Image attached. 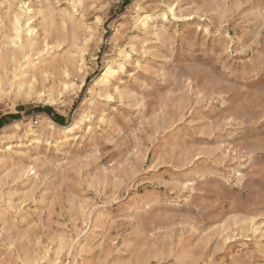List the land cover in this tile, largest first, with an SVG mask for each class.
Segmentation results:
<instances>
[{"label":"rangeland","instance_id":"374dc122","mask_svg":"<svg viewBox=\"0 0 264 264\" xmlns=\"http://www.w3.org/2000/svg\"><path fill=\"white\" fill-rule=\"evenodd\" d=\"M0 264H264V0H0Z\"/></svg>","mask_w":264,"mask_h":264},{"label":"bare ground","instance_id":"6f19581e","mask_svg":"<svg viewBox=\"0 0 264 264\" xmlns=\"http://www.w3.org/2000/svg\"><path fill=\"white\" fill-rule=\"evenodd\" d=\"M28 11V10H27ZM140 18V17H139ZM143 18V19H142ZM141 19V21L142 22H144V24H145V22H147V20H149V18H150V16H143ZM30 22H31V20H30V18L26 21V23H25V26H27L28 27V29L26 30V32H27V35L29 34V38L27 39V41H26V43L25 44H21L20 43V41H21V34L22 33H20L21 32V29L23 28L22 26V18H21V16L19 15V14H16L15 15V17H14V19H13V30H12V34H13V36H11V42H10V44H12L13 46L15 45H17V44H21V45H18V46H20L21 48H23L24 50H26V52H24V55H25V53L27 54H29L30 55V52H32V51H34V50H36L37 48H36V42L35 41H37V40H34L35 38H34V36H35V30L32 28V27H30ZM26 35V36H27ZM34 38V39H33ZM45 38V37H44ZM43 42H46V41H44L43 40ZM6 44V43H5ZM10 44H6V46H8V45H10ZM43 45V44H42ZM50 45V44H49ZM53 45V44H52ZM57 45V44H56ZM1 46H3V45H1ZM46 46H47V44H46ZM58 46V45H57ZM9 47V46H8ZM42 47V46H41ZM40 47V48H41ZM18 48V47H17ZM20 48V49H21ZM7 49V48H6ZM16 49V48H15ZM39 49V48H38ZM46 49H48L47 47H46ZM22 50V49H21ZM37 51H39V50H37ZM42 51H44V50H42ZM46 51V50H45ZM41 53V52H40ZM48 53V52H47ZM11 55H13L12 54V52L10 53ZM23 54V53H22ZM44 54V53H43ZM48 55V54H47ZM14 56V55H13ZM23 56V55H22ZM26 56V55H25ZM38 56V55H37ZM40 56V55H39ZM30 57H32V56H30ZM19 58V57H18ZM11 59H13L14 60V58L13 57H11ZM38 59V58H37ZM29 61V60H28ZM37 61V60H36ZM30 62H32V61H30ZM41 62H42V60H41ZM51 62V61H50ZM46 63V62H45ZM23 65V64H22ZM37 65V64H36ZM21 66V65H20ZM33 66V65H32ZM31 66V67H32ZM46 66V65H45ZM49 66V65H48ZM51 67V66H50ZM32 70H33V68H32ZM33 72V71H32ZM45 72V71H44ZM66 73V72H65ZM44 74V73H43ZM45 75V74H44ZM112 75H114V72H113V70L111 69V67H108L106 70H105V72H104V74H103V76H102V78H101V80H100V82L102 83V84H107L108 82H109V77H111ZM46 76V75H45ZM32 77H35V76H32ZM47 78V77H46ZM31 79H33V78H31ZM31 83H32V81H31ZM30 83V84H31ZM19 84V83H18ZM64 84V83H63ZM22 87V86H21ZM87 121V118H84V117H80V118H78V119H76L72 124H70V125H67V126H59V125H57V124H55L53 121H51L50 120V126L51 127H55L56 129H59L58 130V135H64L65 137H66V140H67V138L69 137L68 135H69V133H72L73 131H74V129L75 128H80L82 125H84V123ZM17 125V124H16ZM79 132V131H78ZM75 134V133H74ZM74 137V139H78L79 138V134H76V135H74L73 136ZM61 144V143H60Z\"/></svg>","mask_w":264,"mask_h":264},{"label":"trees","instance_id":"16d2710c","mask_svg":"<svg viewBox=\"0 0 264 264\" xmlns=\"http://www.w3.org/2000/svg\"><path fill=\"white\" fill-rule=\"evenodd\" d=\"M43 112H45L46 114H48L50 116H52L54 114L52 108H50V107L44 108ZM52 118H53L54 121L57 122V117L55 118V116H53Z\"/></svg>","mask_w":264,"mask_h":264},{"label":"crops","instance_id":"0c3cea01","mask_svg":"<svg viewBox=\"0 0 264 264\" xmlns=\"http://www.w3.org/2000/svg\"><path fill=\"white\" fill-rule=\"evenodd\" d=\"M52 116H55L54 114ZM57 118H60V117H57Z\"/></svg>","mask_w":264,"mask_h":264}]
</instances>
